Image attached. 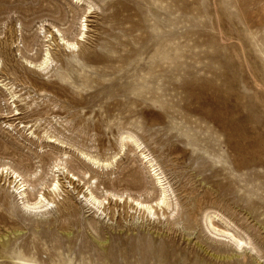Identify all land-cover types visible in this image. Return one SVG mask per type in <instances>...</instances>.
<instances>
[{
  "label": "rangeland",
  "instance_id": "obj_1",
  "mask_svg": "<svg viewBox=\"0 0 264 264\" xmlns=\"http://www.w3.org/2000/svg\"><path fill=\"white\" fill-rule=\"evenodd\" d=\"M90 1L83 50L109 60L91 65L81 95L68 87L45 97L20 82L38 78L21 56L42 57L41 25L57 42L53 25L74 41L86 13L50 11L67 9V0H0V69L15 70L0 72V169L23 177L28 203L60 183L53 204L31 213L0 173V264H64L67 254L72 264H264V0ZM125 131L157 159L169 186L170 208L152 217L124 201L154 205L160 191L130 142L119 152ZM79 151L118 158L101 174ZM58 160L70 173H51ZM89 176L105 198L101 211L85 201ZM205 212L246 245L208 232Z\"/></svg>",
  "mask_w": 264,
  "mask_h": 264
},
{
  "label": "bare ground",
  "instance_id": "obj_2",
  "mask_svg": "<svg viewBox=\"0 0 264 264\" xmlns=\"http://www.w3.org/2000/svg\"><path fill=\"white\" fill-rule=\"evenodd\" d=\"M50 3V2H49ZM67 9L61 5H48L50 6V11L54 14L60 13L61 15L68 18L70 13L74 12V9H83L84 13H86V16H83L80 18L79 21V33L76 36L74 41L68 40L64 37V34L59 29H55L54 25L52 28L54 29V32L58 34V42L57 39H53L52 32L45 31L44 28H42V25L40 26V29L42 30L43 39L44 42L48 43L45 46V49L43 52L42 57L40 60L36 57H29L26 54L21 56V59L26 64V69L28 71L33 70L35 74L38 75V78H24L20 82H22L23 85H30L32 88H36L37 91H43L45 94V97L47 95L50 97H61V94L55 93L53 90L49 91L48 89L57 88L58 90H66L68 87L73 88L77 94H82L85 91V88L87 87V77H91L92 74L89 75V72L87 71L89 68H91L92 64H101L103 62H107L109 59L103 55H100L99 53H87L84 49V41H85V35L88 30L87 25V15L91 14L92 10L94 9L95 5L90 0H67ZM68 21V20H67ZM67 23V22H66ZM69 27L66 28V33L69 32ZM15 42V41H14ZM12 45V42L9 43V46ZM8 46V47H9ZM27 49L30 47V44L27 43L26 45ZM25 47V48H26ZM59 47L63 51V55H59L57 52L54 51V49ZM26 49V50H27ZM19 51V50H16ZM103 56V57H102ZM5 64V63H4ZM4 69L1 66L0 72L5 71L6 73L15 75V70L12 67H9L8 65H3ZM8 66V67H7ZM32 72V74H33ZM43 73V74H42ZM51 74L50 78H54L53 80H47L42 79V76H47L48 74ZM74 73V76L72 75ZM33 74V75H35ZM42 74V76H41ZM36 76V75H35ZM41 76V77H40ZM46 78V77H45ZM6 90L8 91V95L10 96V99L16 98V92H14L13 85L8 83L4 84V86H7ZM3 86V87H4ZM18 114V113H17ZM16 114V115H17ZM32 134V133H31ZM58 135V134H57ZM44 138L49 140V142H58L60 144H64V142L60 141L59 138H57L55 135H49V133L46 131L44 133ZM127 141L133 145L134 149L139 153V157L141 158V161L147 165L149 169V173L154 178V181L156 185L160 188L159 191V197L155 201L154 205L148 204L142 202L139 199H133L131 196H126L125 202L128 201V203L132 202L134 204L135 210L142 212L143 215L152 217L155 213H158L159 211H165V209L170 208V201H169V186H167L165 182V176L162 172L161 166L157 162V159L153 157V155L148 152V150L145 148L143 143H141L140 139L134 135L130 131L122 132L118 135V148L119 152L123 151L124 148V142ZM80 156L86 161V166L90 167L93 170H96L97 172H100L101 174H107L111 169L114 167V164L116 163V159L118 158V153L109 155L106 157H103L100 159L97 155H91L88 153H85L83 151H79ZM61 160H58L51 168V173L53 172H62V173H70L66 167H63L62 169L60 166ZM238 166V165H237ZM64 171V172H63ZM53 172V173H54ZM0 173L4 174V178L11 179L9 181V184H13L14 190L18 194V196L21 198V200H24L22 202V209L25 212H38L39 210H42L43 208H47L48 206H51L53 204V199L51 198L52 195L57 196L58 192L60 191V183L58 181L53 180L50 186L48 187V193L45 196L43 193H40L38 198H36L35 202L28 203L25 201L26 198V191L29 188V185L23 180V177L16 173L14 170H10L8 168H2L0 169ZM35 174L32 176L34 177ZM87 176V173L83 172V177ZM75 175H72L71 178L73 179ZM72 181L79 182V179L76 177ZM8 182V181H7ZM70 183V182H69ZM71 184V183H70ZM88 186L86 187V194L84 195L85 201L91 205L93 208H95L97 211H101V208L104 207L105 198L101 199L97 195V184L98 180L95 177H88L87 183ZM133 187L137 186L135 183H131ZM136 188V187H135ZM104 190L102 193L104 196H109L113 199H118L120 201L123 200V193L121 195H118L112 191ZM60 194V193H59ZM58 197V196H57ZM173 206V205H172ZM174 209V206H173ZM166 210V211H167ZM172 210V209H171ZM40 212V211H39ZM163 214V213H162ZM37 215V214H36ZM203 218L201 221L204 223V228L211 234H217L222 233L225 234L226 238H229L228 240L231 242L232 246L239 249L243 244L246 245V243L241 239L240 237L237 238L234 234L226 231H219L211 221L213 217H217L218 215L214 212H205L202 214ZM246 241V240H245ZM5 244V243H4ZM7 244V243H6ZM2 248L6 249L7 245H2ZM2 250V249H1ZM0 250V251H1ZM60 247L55 248V251L57 252V255L61 257L64 255L62 251L60 252ZM4 251V250H3ZM67 252H71L70 249H68ZM13 254V253H12ZM68 255V254H67ZM67 261L64 264H72L70 256H67ZM17 257V256H16ZM83 257V256H82ZM81 258V257H80ZM84 259V258H83ZM80 260L79 264H87L85 260ZM18 261V259H17ZM94 263V262H93ZM90 262V264H93ZM104 264V262H102Z\"/></svg>",
  "mask_w": 264,
  "mask_h": 264
}]
</instances>
